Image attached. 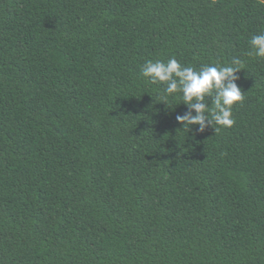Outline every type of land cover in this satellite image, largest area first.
Returning <instances> with one entry per match:
<instances>
[{
    "label": "trees",
    "instance_id": "16d2710c",
    "mask_svg": "<svg viewBox=\"0 0 264 264\" xmlns=\"http://www.w3.org/2000/svg\"><path fill=\"white\" fill-rule=\"evenodd\" d=\"M261 33L264 0H0V264H264ZM172 57L243 60L232 127L182 129L140 75Z\"/></svg>",
    "mask_w": 264,
    "mask_h": 264
},
{
    "label": "clouds",
    "instance_id": "9594fccd",
    "mask_svg": "<svg viewBox=\"0 0 264 264\" xmlns=\"http://www.w3.org/2000/svg\"><path fill=\"white\" fill-rule=\"evenodd\" d=\"M251 58L264 59V33L254 35L249 41ZM243 60L235 58L231 65H205L196 70L192 66H183L175 58L146 60L140 75L150 84H164L165 97L180 94L182 103L187 107L183 115H177L176 121L183 130L189 131L197 126L196 131L204 132L209 126L214 132L230 128L235 123L232 108L242 102L244 94L236 84L235 73L241 70ZM210 98L209 106L205 98ZM193 113H195L193 115Z\"/></svg>",
    "mask_w": 264,
    "mask_h": 264
}]
</instances>
